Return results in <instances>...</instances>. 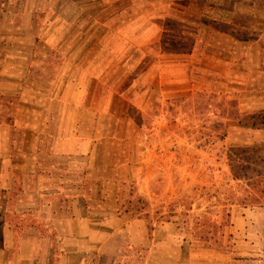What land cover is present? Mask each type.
I'll return each instance as SVG.
<instances>
[{
    "label": "rangeland",
    "instance_id": "rangeland-1",
    "mask_svg": "<svg viewBox=\"0 0 264 264\" xmlns=\"http://www.w3.org/2000/svg\"><path fill=\"white\" fill-rule=\"evenodd\" d=\"M173 1L137 0L133 11L101 24L99 36L86 21L88 35L61 37L74 43L67 52L39 44L36 61L50 56L56 73L66 59L67 75L60 84L29 87L59 94L53 108L62 106L74 127L69 134L86 143L78 155L86 199L98 203L99 189H123L127 211L143 212L152 229L168 225L149 264H220L233 249L234 210L264 198V62L241 59L227 67L230 42L211 28L221 30L220 23L211 25L198 11L179 12L175 4L182 10L185 1ZM20 6L24 12L27 5ZM54 8L49 16L35 13L37 23L48 22L54 10L75 11ZM35 69L31 76L42 78ZM74 166L70 161V186L77 183ZM128 253L119 264H144V252L141 259L139 249Z\"/></svg>",
    "mask_w": 264,
    "mask_h": 264
},
{
    "label": "crops",
    "instance_id": "crops-1",
    "mask_svg": "<svg viewBox=\"0 0 264 264\" xmlns=\"http://www.w3.org/2000/svg\"><path fill=\"white\" fill-rule=\"evenodd\" d=\"M184 1L182 10L177 4L178 10L174 9L198 11L211 25L220 23L221 30L210 27L230 42L227 67L241 59L246 65L264 62V0ZM10 4L17 8L4 6ZM21 4L27 5L24 12ZM56 4L75 6V11L63 15L54 10L48 22L37 23L35 13L49 16L48 10ZM136 4L137 0H0L4 6L0 11V264H119L133 249L141 251L140 259L144 252L141 260L149 264L163 244L159 237L168 225L152 229L143 212L127 211L121 201L123 189H97L102 198L98 203L85 198L78 185L84 179V161L79 177L78 155L84 153L86 143L69 134L74 127L62 106L53 108L54 98L61 100L59 94L29 87L60 84L67 75L66 59L55 66L60 69L56 73L49 70L54 67L50 56L44 57L45 64L36 61L39 44L48 52L70 51L74 43L60 42L62 36L88 35L86 21L92 35L99 36L101 24L110 26ZM85 6L90 13L84 12ZM32 68L43 77L31 76ZM70 161L75 165L71 169L75 186H70ZM138 192L148 199L143 188ZM230 231L235 236L233 249L220 264H264V198L257 205L237 207Z\"/></svg>",
    "mask_w": 264,
    "mask_h": 264
}]
</instances>
